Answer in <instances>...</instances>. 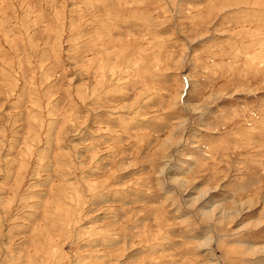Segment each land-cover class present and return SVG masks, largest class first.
<instances>
[{"label":"rangeland","instance_id":"1","mask_svg":"<svg viewBox=\"0 0 264 264\" xmlns=\"http://www.w3.org/2000/svg\"><path fill=\"white\" fill-rule=\"evenodd\" d=\"M0 264H264V0H0Z\"/></svg>","mask_w":264,"mask_h":264}]
</instances>
